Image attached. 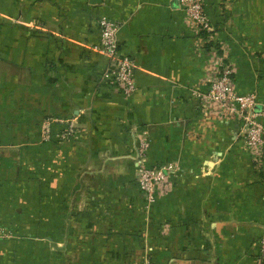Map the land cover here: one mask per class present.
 Instances as JSON below:
<instances>
[{"label": "crops", "instance_id": "0c3cea01", "mask_svg": "<svg viewBox=\"0 0 264 264\" xmlns=\"http://www.w3.org/2000/svg\"><path fill=\"white\" fill-rule=\"evenodd\" d=\"M203 1L264 126V0ZM102 15L135 61L130 97L101 78ZM211 43L176 0H0V264H255L264 155L193 94L207 89ZM47 117L77 135L43 140ZM141 131L148 164L179 166L151 204L133 180Z\"/></svg>", "mask_w": 264, "mask_h": 264}, {"label": "built area", "instance_id": "2783aa9c", "mask_svg": "<svg viewBox=\"0 0 264 264\" xmlns=\"http://www.w3.org/2000/svg\"><path fill=\"white\" fill-rule=\"evenodd\" d=\"M185 15L188 27L203 42L212 41L210 66L205 84V91L193 93L199 99L205 111H213L222 117L237 120L238 132L242 136L244 146L250 150L253 160L258 161L264 155V126L260 114L254 110L256 96L254 93H238L232 79L233 66L227 61L225 46L212 38L213 27L207 16L203 0H176ZM99 37L92 50L101 55L105 68L102 80L110 84L123 96L130 97L136 90L134 59L121 52L118 41L119 22L106 16H98L96 20ZM55 125L62 126L60 131H53ZM40 132L43 140H65L77 135V127L71 121L47 117L41 120ZM135 147V165L133 180L147 204H151L170 190L173 177L179 166L174 163L150 165L147 161L148 141L145 131L138 134ZM9 228L0 224V239L10 237ZM258 253L255 264H264V227L258 240ZM152 264V262H147Z\"/></svg>", "mask_w": 264, "mask_h": 264}, {"label": "water", "instance_id": "95a60500", "mask_svg": "<svg viewBox=\"0 0 264 264\" xmlns=\"http://www.w3.org/2000/svg\"><path fill=\"white\" fill-rule=\"evenodd\" d=\"M89 2H90L91 4H97V3H100L101 0H89Z\"/></svg>", "mask_w": 264, "mask_h": 264}]
</instances>
